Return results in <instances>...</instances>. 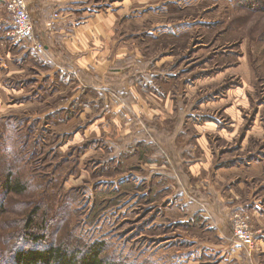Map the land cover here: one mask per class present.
Returning a JSON list of instances; mask_svg holds the SVG:
<instances>
[{
  "label": "rangeland",
  "instance_id": "374dc122",
  "mask_svg": "<svg viewBox=\"0 0 264 264\" xmlns=\"http://www.w3.org/2000/svg\"><path fill=\"white\" fill-rule=\"evenodd\" d=\"M71 1L115 31L98 87L0 4V264L32 232L105 264H264V0Z\"/></svg>",
  "mask_w": 264,
  "mask_h": 264
},
{
  "label": "crops",
  "instance_id": "0c3cea01",
  "mask_svg": "<svg viewBox=\"0 0 264 264\" xmlns=\"http://www.w3.org/2000/svg\"><path fill=\"white\" fill-rule=\"evenodd\" d=\"M27 1L36 36L50 42L46 46L48 50H52V45L57 43L60 50H64L69 57L66 61L68 70L70 72L77 71L83 80L91 86L98 87L104 78L108 77L109 69L113 67L110 64L112 61L108 58L101 59V61L100 58L97 59L99 53L95 51L98 50L97 46L102 44V38L99 35L108 34L109 31V34L113 35L115 32L109 24V19L100 15H89L79 17L80 21H77L74 17H69V13L60 11L59 4L63 2L62 5L64 3L68 5L71 4V0ZM7 3L8 0H4V2L0 0L5 11ZM55 14L58 16L56 17ZM260 222L263 225V219ZM215 224L221 230V223L215 221ZM216 233L220 234L221 231L216 230Z\"/></svg>",
  "mask_w": 264,
  "mask_h": 264
},
{
  "label": "trees",
  "instance_id": "16d2710c",
  "mask_svg": "<svg viewBox=\"0 0 264 264\" xmlns=\"http://www.w3.org/2000/svg\"><path fill=\"white\" fill-rule=\"evenodd\" d=\"M36 38V34H35ZM10 176V175H8ZM3 186L9 192H23V188L19 183H14L10 177L3 182ZM31 217V216H30ZM31 221L29 219L28 225L30 226ZM44 235L37 232L29 234V239L32 240L33 244H40L33 248L27 249H16L17 261L21 264H105L104 257H101L102 243H94L90 245L85 251H81L77 247L68 248L63 247L61 244H47L44 245ZM111 264V263H110Z\"/></svg>",
  "mask_w": 264,
  "mask_h": 264
},
{
  "label": "built area",
  "instance_id": "2783aa9c",
  "mask_svg": "<svg viewBox=\"0 0 264 264\" xmlns=\"http://www.w3.org/2000/svg\"><path fill=\"white\" fill-rule=\"evenodd\" d=\"M7 10L12 19V29L9 31L10 36L15 43L33 42L36 48L41 47V43L35 38V28L31 14L28 8L27 0H8ZM57 17L58 15L55 14ZM235 236L237 239L248 247L254 243L253 233L249 225L244 220H238L235 225Z\"/></svg>",
  "mask_w": 264,
  "mask_h": 264
}]
</instances>
